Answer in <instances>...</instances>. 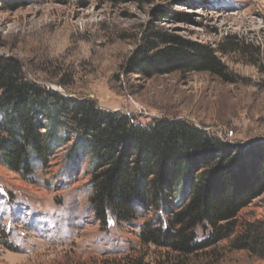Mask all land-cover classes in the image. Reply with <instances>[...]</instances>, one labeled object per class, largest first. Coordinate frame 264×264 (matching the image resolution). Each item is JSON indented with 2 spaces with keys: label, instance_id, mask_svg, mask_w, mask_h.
<instances>
[{
  "label": "rangeland",
  "instance_id": "374dc122",
  "mask_svg": "<svg viewBox=\"0 0 264 264\" xmlns=\"http://www.w3.org/2000/svg\"><path fill=\"white\" fill-rule=\"evenodd\" d=\"M156 33L204 46L221 71L144 72L132 64L138 49L169 44ZM3 59L31 81L138 122L181 118L206 129L254 194L229 239L192 253L145 243L144 222L165 226L171 213L140 209L132 221L104 222L90 205L89 158L69 159L72 139L30 177L0 160V264H264L231 245L248 223L264 228V0H0ZM195 231L204 242L211 228Z\"/></svg>",
  "mask_w": 264,
  "mask_h": 264
},
{
  "label": "trees",
  "instance_id": "16d2710c",
  "mask_svg": "<svg viewBox=\"0 0 264 264\" xmlns=\"http://www.w3.org/2000/svg\"><path fill=\"white\" fill-rule=\"evenodd\" d=\"M157 35L169 44L148 53L158 46L150 41L132 58L144 72L184 67L221 71L204 46ZM72 139L69 159L89 158L90 205L104 222L109 215L132 221L140 209L171 213L165 226L153 219L144 222L145 243L192 253L229 239L238 212L254 194L252 181L240 178L233 168L229 148L206 129L181 118L138 122L121 110L100 107L92 98L71 97L31 81L16 62L1 60L0 160L30 177ZM206 223L210 237L199 242L195 230ZM231 245L264 258V228L248 223Z\"/></svg>",
  "mask_w": 264,
  "mask_h": 264
}]
</instances>
